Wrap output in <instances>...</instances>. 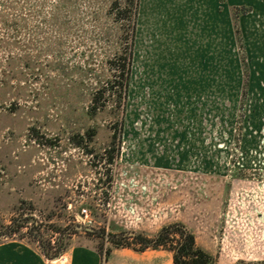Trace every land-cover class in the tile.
I'll return each mask as SVG.
<instances>
[{
    "label": "rangeland",
    "instance_id": "rangeland-1",
    "mask_svg": "<svg viewBox=\"0 0 264 264\" xmlns=\"http://www.w3.org/2000/svg\"><path fill=\"white\" fill-rule=\"evenodd\" d=\"M112 1L0 0V233L24 225L0 243L173 264L101 234L179 223L215 264H264V0H140L128 99L95 111L127 37Z\"/></svg>",
    "mask_w": 264,
    "mask_h": 264
},
{
    "label": "trees",
    "instance_id": "trees-1",
    "mask_svg": "<svg viewBox=\"0 0 264 264\" xmlns=\"http://www.w3.org/2000/svg\"><path fill=\"white\" fill-rule=\"evenodd\" d=\"M140 0H123L121 3L117 0L111 3V13L116 22L120 24L121 34H125L127 37L125 40L121 39L120 47L117 53L112 58H108L106 61L110 70V75L104 80L97 81V87H92L90 94V106L95 111H100L106 108L112 102L126 103L128 99V93L130 91L131 82V67L133 59V50L135 45V33L137 28V21L139 15ZM238 41L241 42L239 32L237 31ZM245 60H242L245 72H247V65ZM92 70V69H90ZM246 76V75H245ZM89 131L79 137V140L74 139V136L69 137L71 143L81 147L84 140L91 141ZM115 138V135L112 137ZM121 138L119 137V140ZM109 162L112 163V157L109 158ZM102 179H99V182ZM27 222V221H26ZM13 221L6 227L3 233H0L1 238H8L19 232L20 228L24 225L14 227ZM36 224L28 229V232L32 234L33 228ZM88 234H93L92 231H86ZM37 241H42L39 236H35ZM101 237L107 238V240L116 248L123 247L119 241L123 239L132 238L135 244H139V248H132L134 251H145L148 248L152 249H165L172 252L173 264H215L214 259L210 253L205 249L198 246L195 240V236L189 232L182 224L173 223L163 226L157 234L152 238L143 237L140 234L125 236L124 234H101ZM61 239L56 242L57 246L53 247L50 242H41L42 253L47 259H51L54 256L61 255L65 252L62 248ZM129 246V245H126ZM130 247V246H129ZM101 256V252L97 250ZM107 256L110 255V249L106 252Z\"/></svg>",
    "mask_w": 264,
    "mask_h": 264
},
{
    "label": "crops",
    "instance_id": "crops-1",
    "mask_svg": "<svg viewBox=\"0 0 264 264\" xmlns=\"http://www.w3.org/2000/svg\"><path fill=\"white\" fill-rule=\"evenodd\" d=\"M48 259L31 243L11 240L0 243V264H47ZM61 264H101L99 252L89 245H75L64 252Z\"/></svg>",
    "mask_w": 264,
    "mask_h": 264
},
{
    "label": "built area",
    "instance_id": "built-area-1",
    "mask_svg": "<svg viewBox=\"0 0 264 264\" xmlns=\"http://www.w3.org/2000/svg\"><path fill=\"white\" fill-rule=\"evenodd\" d=\"M77 221L84 225H90L92 223V219L90 218L87 208L81 209L80 214L77 216Z\"/></svg>",
    "mask_w": 264,
    "mask_h": 264
},
{
    "label": "water",
    "instance_id": "water-1",
    "mask_svg": "<svg viewBox=\"0 0 264 264\" xmlns=\"http://www.w3.org/2000/svg\"><path fill=\"white\" fill-rule=\"evenodd\" d=\"M79 228H83V229H85L86 231H93V228H91V227H79ZM56 259H60V257H56Z\"/></svg>",
    "mask_w": 264,
    "mask_h": 264
}]
</instances>
